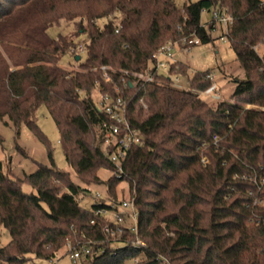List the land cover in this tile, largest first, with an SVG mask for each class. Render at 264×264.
Instances as JSON below:
<instances>
[{"label": "trees", "instance_id": "obj_1", "mask_svg": "<svg viewBox=\"0 0 264 264\" xmlns=\"http://www.w3.org/2000/svg\"><path fill=\"white\" fill-rule=\"evenodd\" d=\"M224 7L233 17L226 38L245 77L235 79L234 102L212 106L192 90L213 84L210 70L190 76L189 66L176 60L162 73L154 54L168 40H212L202 12ZM63 21L75 28L52 35ZM263 40L264 0L182 6L176 0H0V121L8 116L17 128L26 124L45 142L51 161H37L24 177L0 166V226L11 235L0 245V263L22 264L31 255L51 259L69 239L103 235L100 223L91 222L92 209L79 201L89 189L56 165L36 114L47 107L67 162L91 183L99 168H113L102 148L105 115L91 94L113 91L120 72L109 70V80L101 68L112 65L156 76L151 82L130 77L136 83L124 88L144 144L132 147L121 178L107 180L110 192L127 181L138 206L139 234L148 243L138 264H264V202L254 203L264 200V183L255 181L264 176V53L256 48ZM78 45L84 52H71ZM65 55L83 70L64 68ZM175 72L189 76L188 88L170 84ZM26 182L36 192L25 191ZM140 252L106 244L84 264H125Z\"/></svg>", "mask_w": 264, "mask_h": 264}, {"label": "rangeland", "instance_id": "obj_2", "mask_svg": "<svg viewBox=\"0 0 264 264\" xmlns=\"http://www.w3.org/2000/svg\"><path fill=\"white\" fill-rule=\"evenodd\" d=\"M195 0H176L178 5L182 6L185 2ZM213 14L211 11L204 10L202 12V23L206 26L212 36V40L207 42H198L190 47L189 50L175 48L173 53L174 57L179 61L189 66L188 75L193 76L197 71H207L215 73L216 91L217 97L212 95H204L197 92L204 97L209 104L216 106L220 100H227L234 102L231 97L233 94L237 82L236 78H244L245 71L240 61L237 59L236 53L231 46L230 41L226 37H222L224 33V26L218 21L211 22ZM211 22V23H210ZM213 24V28L210 26ZM75 28L74 24L62 22L60 27L55 26L50 29L52 35H56L59 31H71ZM258 53H264V40L256 46ZM73 62L70 55H65L63 58L62 66L70 70H83L77 63ZM111 68H115L110 65ZM181 74V82L188 85L189 76ZM214 93V94H215ZM92 97L96 96L97 90L92 89ZM245 104L250 107L251 104ZM140 105L145 112L149 109H145ZM7 120V121H5ZM36 121L39 124L44 135L50 142L53 148V155L56 165L65 170L75 184L81 187L88 188L87 194L81 193L82 201L80 202L82 207L92 208L94 202L93 194L96 192L101 193L104 198H125L132 192L129 189L128 183L125 180L119 181L114 186L112 192L108 191L107 180L113 175L110 168H99L96 172L95 179L90 183L87 178H83L78 174L67 162L63 145L60 142V133L54 118L49 113L45 105H41L36 114ZM0 133L3 137V142L0 144V166L6 172L12 171L19 177H24L26 174H30L37 169V161L43 164H50V158L47 152V146L45 142L26 124L22 123L18 128L10 121L8 116H5L4 120L0 121ZM23 189L27 192H36L28 182L23 184ZM84 197H83V196ZM11 238L9 231L0 226V245H6ZM115 247L122 246L123 242L118 241L113 244ZM67 245H63L59 248L57 254L52 259H45L31 255L22 264H75L66 254ZM0 264H7L1 262Z\"/></svg>", "mask_w": 264, "mask_h": 264}, {"label": "built area", "instance_id": "obj_3", "mask_svg": "<svg viewBox=\"0 0 264 264\" xmlns=\"http://www.w3.org/2000/svg\"><path fill=\"white\" fill-rule=\"evenodd\" d=\"M212 14L213 19L224 26L222 37H226L229 24L233 19L228 8H214ZM119 26L118 20L116 31H118ZM200 41L198 36L186 37L183 41H166L154 54L158 70L162 73H169L171 64L177 60L174 57V49L189 50L192 45ZM71 52L82 53L84 52V46L78 45L72 48ZM101 68L104 70V74L109 80H112L110 71L120 72V78L113 83V91H97L96 96L93 97V103L96 109L105 115L102 122V148L113 164V168H110V171L113 175L121 178L123 175V166L132 147L142 146L144 144L142 131L129 117L128 99L124 95V88L130 81V77L151 82L155 81L156 76L150 71L117 70L116 68H111L110 65H102ZM209 76L213 79V84L209 88L203 91L197 89L192 90L204 95L217 97L218 95L215 93L217 88L215 73L211 72ZM130 83L134 85L136 80L130 81ZM170 84L175 87L188 88V85L181 82V74L176 72L172 74ZM138 103L145 109H148V104L144 99H140ZM217 138V135H214V139L217 140ZM202 160L206 163L208 157L203 155ZM255 181L261 186L264 183V176L258 181L255 179ZM93 196L94 202L91 209L94 218L91 222L93 224H97V222L100 223L103 235L97 237L95 235L82 233L81 238H75V240L69 239L66 243V254L69 255L73 263L84 264L90 260V258L105 252L106 244H108L110 248H115L113 245L114 242L121 241L123 245H129L141 250L139 255L125 262V264H138L145 257V249L148 243L139 234V210L134 196L131 193L125 198H104L99 192L94 193ZM79 201H82V197ZM257 202L263 203L264 200L256 197L254 203ZM165 261L166 259L163 258L162 262L164 263Z\"/></svg>", "mask_w": 264, "mask_h": 264}, {"label": "water", "instance_id": "obj_4", "mask_svg": "<svg viewBox=\"0 0 264 264\" xmlns=\"http://www.w3.org/2000/svg\"><path fill=\"white\" fill-rule=\"evenodd\" d=\"M78 58H79V56H78Z\"/></svg>", "mask_w": 264, "mask_h": 264}]
</instances>
